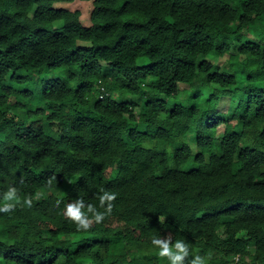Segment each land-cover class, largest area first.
Instances as JSON below:
<instances>
[{
    "label": "trees",
    "instance_id": "trees-1",
    "mask_svg": "<svg viewBox=\"0 0 264 264\" xmlns=\"http://www.w3.org/2000/svg\"><path fill=\"white\" fill-rule=\"evenodd\" d=\"M68 1L0 0V264H264V0Z\"/></svg>",
    "mask_w": 264,
    "mask_h": 264
},
{
    "label": "clouds",
    "instance_id": "clouds-1",
    "mask_svg": "<svg viewBox=\"0 0 264 264\" xmlns=\"http://www.w3.org/2000/svg\"><path fill=\"white\" fill-rule=\"evenodd\" d=\"M16 187H10L6 194V198L11 201L16 195ZM115 197V193H104L100 197L101 203L104 201H111ZM27 203L31 204L30 201ZM15 207L14 203H5L0 206V212H9ZM111 210V205L108 207ZM88 213H92L89 216ZM64 214L73 221L78 229H88L93 219L95 222L99 223L103 217L104 213L98 211L94 205H89L85 209V205L82 199H77L73 202L68 203L65 206ZM152 243L158 247L159 255L161 257H167L170 264H204L203 258L200 255H195L189 261L185 258L189 256V244L185 243L183 240L172 241L170 237H157L153 239Z\"/></svg>",
    "mask_w": 264,
    "mask_h": 264
},
{
    "label": "rangeland",
    "instance_id": "rangeland-1",
    "mask_svg": "<svg viewBox=\"0 0 264 264\" xmlns=\"http://www.w3.org/2000/svg\"><path fill=\"white\" fill-rule=\"evenodd\" d=\"M55 4H56V6H61L63 8L78 9L80 11V18H81L82 22L88 23V21H89V19H88L89 15L88 14H89V10H90V5L88 2H85V1L82 2L79 0H72V1H68V2H62V3L57 2ZM225 58H226V55L221 56V57H217V58L215 57L214 60L218 63H222L225 60ZM179 87L185 88V89L188 88V86L186 84H183V83H179ZM207 90H208L207 88H204L205 93L207 92ZM180 98H181V96H180ZM232 102L233 101L230 98H226V99L224 98V99H222L220 106L222 108H225L227 105H230ZM138 110H139V108L135 107L136 113L138 112ZM220 129H221V127L219 128V130ZM194 251H196V253L198 255H201V251L199 249H196Z\"/></svg>",
    "mask_w": 264,
    "mask_h": 264
},
{
    "label": "built area",
    "instance_id": "built-area-1",
    "mask_svg": "<svg viewBox=\"0 0 264 264\" xmlns=\"http://www.w3.org/2000/svg\"><path fill=\"white\" fill-rule=\"evenodd\" d=\"M238 260V256H235L234 259H232L229 264H236Z\"/></svg>",
    "mask_w": 264,
    "mask_h": 264
}]
</instances>
